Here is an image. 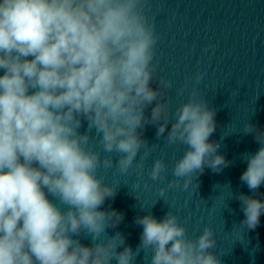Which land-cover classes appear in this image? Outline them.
Instances as JSON below:
<instances>
[{
  "label": "clouds",
  "instance_id": "1",
  "mask_svg": "<svg viewBox=\"0 0 264 264\" xmlns=\"http://www.w3.org/2000/svg\"><path fill=\"white\" fill-rule=\"evenodd\" d=\"M145 4L0 0V264H135L141 249H151L150 264H221L211 251L213 230L205 226L191 238L171 211L160 221L150 213L136 218L143 228L136 251L125 246L117 252L125 238L106 234L123 216L99 210L116 188L97 175L101 164L110 168L113 160H101L88 147L93 130L104 152L120 154L116 166L122 173L147 148L138 131L147 124H158L160 137L171 122L165 141L187 146L172 169L175 177L188 178L185 188L205 164L219 172L230 163L216 154L219 145L209 142L216 110L205 93L194 85L188 101L170 111L172 81L157 77L158 37ZM203 78L197 73L195 84ZM83 121L88 128L81 133ZM243 131L254 133L262 145L254 155L245 154L248 166L240 176L256 192L264 183V131L251 124ZM166 169L164 160L156 159L149 175L162 180ZM164 193L161 188V197ZM238 199L242 226L255 229L264 201L243 193ZM82 232L91 237V246L73 238Z\"/></svg>",
  "mask_w": 264,
  "mask_h": 264
},
{
  "label": "water",
  "instance_id": "2",
  "mask_svg": "<svg viewBox=\"0 0 264 264\" xmlns=\"http://www.w3.org/2000/svg\"><path fill=\"white\" fill-rule=\"evenodd\" d=\"M144 12L158 37L153 61L157 77L172 81L170 111L188 101L194 85L205 93L209 107L216 110V128L209 142L218 144L216 154L230 163L219 172L205 164L203 172L193 174L185 188L188 178L175 177L172 169L187 146L165 141L171 122L160 137L156 135L159 125L147 124L138 129L147 148H141L133 165L122 173L116 166L120 154L104 152L100 136L93 130L88 147L98 151L101 160L105 156L113 160L110 168L101 164L97 175L116 188L115 197L106 198L99 210H115L123 216L115 227L106 228V234L112 237L119 232L125 238L117 252L125 246L136 251L143 231L136 218L150 213L160 221L171 211L191 238L198 237L205 226L213 230L216 247L211 251L221 264H264V212L259 225L249 230L242 226L245 216L238 199L243 193L264 201V183L252 192L240 180L248 166L245 154L254 155L262 146L254 133L245 134L243 129L251 124L264 131V0H146ZM197 73H204L198 85ZM150 86L156 89L158 84L153 80ZM154 106L155 102L145 109L146 118ZM87 128L83 121L80 132ZM153 144L155 149L144 158ZM159 158L167 169L162 180L153 181L149 173ZM161 188L165 189L163 197ZM73 238L92 245L84 232ZM106 238L101 235L102 240ZM151 255V249H141L135 264H150Z\"/></svg>",
  "mask_w": 264,
  "mask_h": 264
}]
</instances>
